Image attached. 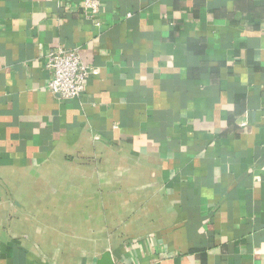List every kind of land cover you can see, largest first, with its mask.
Returning <instances> with one entry per match:
<instances>
[{
    "label": "crops",
    "instance_id": "0c3cea01",
    "mask_svg": "<svg viewBox=\"0 0 264 264\" xmlns=\"http://www.w3.org/2000/svg\"><path fill=\"white\" fill-rule=\"evenodd\" d=\"M99 1L0 0V264H264V0Z\"/></svg>",
    "mask_w": 264,
    "mask_h": 264
},
{
    "label": "built area",
    "instance_id": "2783aa9c",
    "mask_svg": "<svg viewBox=\"0 0 264 264\" xmlns=\"http://www.w3.org/2000/svg\"><path fill=\"white\" fill-rule=\"evenodd\" d=\"M83 8L88 16L94 19V26L100 27V23L95 18L100 13L101 2L84 0ZM45 68L50 76L47 89L63 102L79 98L84 92L86 83L98 74L96 68L82 62L77 49L65 50L61 47L47 53Z\"/></svg>",
    "mask_w": 264,
    "mask_h": 264
}]
</instances>
